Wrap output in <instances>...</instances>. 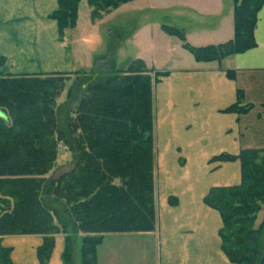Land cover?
I'll list each match as a JSON object with an SVG mask.
<instances>
[{
    "label": "trees",
    "instance_id": "1",
    "mask_svg": "<svg viewBox=\"0 0 264 264\" xmlns=\"http://www.w3.org/2000/svg\"><path fill=\"white\" fill-rule=\"evenodd\" d=\"M87 1L92 9L99 5ZM99 1L108 10L129 0ZM80 2L58 0L50 17L60 39L76 26ZM263 5L264 0H234L235 35L223 44L194 47L183 30H163L181 40L197 61L220 63L256 47L254 29ZM106 61L112 68L105 57L89 73L12 75L1 73L6 59L0 57V264H14L12 250L1 244L5 236H42L38 258L48 264L55 238L63 234L64 264H76L82 234L81 264H97L105 234L155 230L154 86L168 73L153 71L141 60L103 73ZM227 74L234 78V72ZM71 75L76 78L67 100L57 105ZM242 96L239 92L238 102L225 112L249 113L253 106H242ZM59 143L73 153L74 163L53 177ZM237 160L241 184L212 188L204 202L221 215L222 249L230 262L260 264L262 229L253 225L264 204V149L223 153L211 161Z\"/></svg>",
    "mask_w": 264,
    "mask_h": 264
},
{
    "label": "crops",
    "instance_id": "2",
    "mask_svg": "<svg viewBox=\"0 0 264 264\" xmlns=\"http://www.w3.org/2000/svg\"><path fill=\"white\" fill-rule=\"evenodd\" d=\"M202 1L184 4L188 14L184 13L181 29L164 24L158 32L176 53L175 66L159 69L143 58L134 59L168 73L154 86L156 227L152 232L105 234L97 249V264H232L222 249L221 215L204 199L212 188L242 182L240 161L213 162L214 157L264 149V5L254 29L255 48L220 63L199 62L163 26L183 30L194 47L232 40L234 7L225 14L220 0L209 10L200 8ZM57 9L58 0H0V57L6 59L5 73H89L97 60L105 58L95 55L94 49L78 47L74 28L59 38L58 24L50 17ZM92 12L89 6L91 22ZM197 36L207 41L190 43ZM88 67L92 69L86 71ZM228 71L234 72V78ZM239 92L241 105L253 109L247 114L225 112L238 102ZM82 238V234L77 238V256ZM42 243L40 235L5 236L1 241L12 250L14 264H40ZM65 248V236L57 235L48 264H64ZM77 256L76 264H81Z\"/></svg>",
    "mask_w": 264,
    "mask_h": 264
},
{
    "label": "rangeland",
    "instance_id": "3",
    "mask_svg": "<svg viewBox=\"0 0 264 264\" xmlns=\"http://www.w3.org/2000/svg\"><path fill=\"white\" fill-rule=\"evenodd\" d=\"M96 1L99 2V5L93 9L95 13L93 22L90 21L87 1L81 0L78 5V19L74 27V40L78 47L94 49L93 52L98 56L106 55V59L110 58L112 61V68L110 69H125L134 59L139 58H143L148 62V65L159 69L169 70L176 65L178 61L176 53L172 51L169 41H162L158 32H162L161 27L164 24L181 29L184 13L188 14L184 5L188 0H129L116 7H110L108 10L104 4H101L104 2ZM219 2L220 4L222 2L221 5L225 14L233 11L229 10L234 7V0H220ZM211 7H217L215 0L201 2L200 8L209 10ZM200 17L207 19L206 16ZM93 26L95 27L93 28ZM198 37L189 42L194 43L199 39L207 41L201 37L198 39ZM171 41L174 39L172 38ZM107 51H110L109 55H107ZM95 66L96 62L93 70ZM102 66L100 70L103 73L110 70L107 61ZM91 69L88 67L86 71ZM152 70L156 71L155 69ZM1 73L4 74L5 69L1 70ZM75 78L76 75H71L68 78L66 89L56 100L57 105L66 102L68 88ZM73 163V153L63 143H59L56 165L49 176H60L69 171ZM260 207L253 226L255 229H262L259 235V243H261L264 253V204H260ZM77 257L80 260V254Z\"/></svg>",
    "mask_w": 264,
    "mask_h": 264
},
{
    "label": "water",
    "instance_id": "4",
    "mask_svg": "<svg viewBox=\"0 0 264 264\" xmlns=\"http://www.w3.org/2000/svg\"><path fill=\"white\" fill-rule=\"evenodd\" d=\"M0 116H3V113L1 111H0ZM260 264H264V257H263V259H262Z\"/></svg>",
    "mask_w": 264,
    "mask_h": 264
}]
</instances>
